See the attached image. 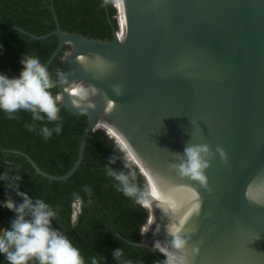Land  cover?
Instances as JSON below:
<instances>
[{
  "label": "water",
  "instance_id": "1",
  "mask_svg": "<svg viewBox=\"0 0 264 264\" xmlns=\"http://www.w3.org/2000/svg\"><path fill=\"white\" fill-rule=\"evenodd\" d=\"M118 1L121 10L116 0L113 6L122 30L118 35L112 28L109 40L62 30L53 7L55 27L43 35L18 26L5 30L35 40L56 36L47 67L66 45L59 69L71 70L70 81L99 91L95 106L82 105L81 111L71 104L70 92L57 86L62 108L85 116L76 158L64 174L43 171L22 151H0L23 156L48 181H64L80 165L89 133L108 134L99 127L108 121L140 158L135 166L150 195L154 180L158 190L182 186L180 192L187 194L191 214L182 228H175L189 252L197 246L191 264H264V0ZM107 21L111 25L108 16ZM78 55L89 59L81 62ZM108 100L113 106L106 111ZM201 144L212 152L202 170L204 182L177 167L182 162L188 167L186 146ZM151 199L145 223L152 217L153 224L140 233L139 242L126 241L135 247L171 239L166 227L168 221L174 226L172 216L165 203ZM158 202L168 218L161 217ZM73 208L75 219L79 203ZM0 264H5L3 257Z\"/></svg>",
  "mask_w": 264,
  "mask_h": 264
},
{
  "label": "trees",
  "instance_id": "2",
  "mask_svg": "<svg viewBox=\"0 0 264 264\" xmlns=\"http://www.w3.org/2000/svg\"><path fill=\"white\" fill-rule=\"evenodd\" d=\"M113 3L114 0H0V70L8 69L10 72H3L9 76L17 75L22 67L19 63L21 53L34 54L45 62L58 42L54 35L35 40L16 30L5 32L11 26L43 35L55 27L50 10L53 7L62 30L109 40L112 38V28L117 29L116 8ZM67 48L64 45L48 66L53 75L59 69L61 56ZM53 91L58 90L55 88ZM60 114L63 117L62 132L59 135L53 134L45 141L36 131L26 129V124L31 120L29 113L21 112L15 120L0 113V149L22 151L43 171L53 175L64 174L76 158L85 116L71 115L62 107ZM114 148L113 139L97 129L90 132L86 139L80 165L64 181H48L36 174L23 156L11 152L0 151V172L8 168L19 170L22 177L19 182L20 190L28 191L34 197L44 198L57 210L58 216L52 221V226L60 228L81 250L85 264H90V257L99 258L101 255L104 260H100L99 264H116L111 253L117 247H122L124 256L132 259L134 264H139L140 261L153 264L155 260L163 259L162 254L151 246L135 247L126 242L140 241L139 231L145 223L147 208L117 191L112 186L111 178L105 176L103 164ZM112 167L121 169V161L117 160ZM134 167L138 186L148 189L143 175L135 165ZM85 184L92 188L91 204L87 203L88 197L83 192ZM73 192L79 193L83 198L75 219L73 204L77 201L72 196ZM13 196L20 199L15 194ZM6 198L7 189L0 182V200ZM13 215L10 210L0 207V230L9 226ZM2 257L0 255V261ZM5 264L8 262L5 261Z\"/></svg>",
  "mask_w": 264,
  "mask_h": 264
},
{
  "label": "clouds",
  "instance_id": "3",
  "mask_svg": "<svg viewBox=\"0 0 264 264\" xmlns=\"http://www.w3.org/2000/svg\"><path fill=\"white\" fill-rule=\"evenodd\" d=\"M76 59L85 62L89 58L78 55ZM19 63L22 67L15 76L0 72V113L12 120L18 119L21 112L29 113L31 120L26 124V129L36 131L45 141L53 134L59 135L63 128V117L60 114L63 95L59 91H53L57 86H61L64 92H70L71 104L81 108V111L82 105L87 108L95 106L93 97L99 90L91 84L70 81L71 70L65 72L57 69L53 75L40 57L27 53H21ZM113 91L119 94V86H113ZM112 106L113 101L108 100L106 111ZM102 125L114 138L115 145L113 153L103 164L105 176L111 178L112 186L117 191L131 198L134 203L141 207H150L152 199L148 189L141 188L136 182L137 171L134 165L140 163V158L127 138L114 125L108 121H103ZM216 151L222 159L225 157L221 147L217 146ZM184 152L188 154V167L182 162L177 165L179 171L181 174L190 172L204 182L202 170L208 166L207 158L212 155L209 147L201 144L193 149L188 145ZM117 160L122 163L119 170L112 167ZM13 172L16 174L13 175ZM21 179L19 170L8 168L0 172V182L7 189V198L0 200V207L14 214L9 220V226L0 230V255L8 264H85L81 250L60 228L52 226V221L58 216L57 210L44 198L21 191ZM157 186L154 180L153 188ZM83 192L88 197L87 203L91 204V186L83 185ZM13 194L20 199H15ZM72 196L78 203H83L79 193L73 192ZM192 207L195 209L197 206L193 204ZM152 224L153 218L149 217L148 221L141 225L139 232L143 235ZM158 229L159 225L153 231ZM177 231L175 226L169 225L166 227V233L171 239L153 241L151 248L163 256V259L155 260L153 264H191L190 253L195 254L197 246L193 245L189 252L185 239L177 235ZM111 254L116 264H134L132 259L124 256L122 247L114 248ZM89 259L90 264H99L100 260H104L102 255ZM139 264L144 262L140 261Z\"/></svg>",
  "mask_w": 264,
  "mask_h": 264
},
{
  "label": "bare ground",
  "instance_id": "4",
  "mask_svg": "<svg viewBox=\"0 0 264 264\" xmlns=\"http://www.w3.org/2000/svg\"><path fill=\"white\" fill-rule=\"evenodd\" d=\"M119 11L121 10L120 3L117 1L116 3ZM122 28L118 29L117 34H121ZM99 127H103L102 125H99ZM104 128V127H103ZM182 186H180L181 188ZM179 187H166L163 189L153 188V184H151V195L156 198L158 201H161L165 203L167 211L172 216L173 224L175 227L182 228L184 226V223L186 219L190 216L191 210H190V204L187 197V194H184L180 192ZM182 189V188H181ZM159 208L161 211V217L163 219L168 218L163 209L162 204L158 202ZM151 207H148L150 210V216H151ZM169 226V221L167 222Z\"/></svg>",
  "mask_w": 264,
  "mask_h": 264
},
{
  "label": "built area",
  "instance_id": "5",
  "mask_svg": "<svg viewBox=\"0 0 264 264\" xmlns=\"http://www.w3.org/2000/svg\"><path fill=\"white\" fill-rule=\"evenodd\" d=\"M117 31H118V29H116V33H117ZM76 203H77V202H75V203L73 204V207H74V205H76Z\"/></svg>",
  "mask_w": 264,
  "mask_h": 264
}]
</instances>
